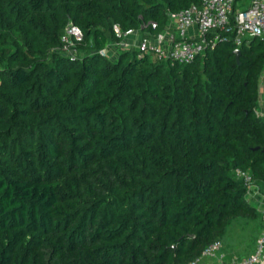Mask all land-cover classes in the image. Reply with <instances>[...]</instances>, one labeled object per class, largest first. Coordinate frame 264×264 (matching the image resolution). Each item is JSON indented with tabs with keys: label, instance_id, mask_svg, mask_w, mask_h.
<instances>
[{
	"label": "trees",
	"instance_id": "1",
	"mask_svg": "<svg viewBox=\"0 0 264 264\" xmlns=\"http://www.w3.org/2000/svg\"><path fill=\"white\" fill-rule=\"evenodd\" d=\"M200 1L0 0V264H189L233 221L262 227L234 171L264 193V40L237 46L233 15L190 64L100 55Z\"/></svg>",
	"mask_w": 264,
	"mask_h": 264
},
{
	"label": "built area",
	"instance_id": "2",
	"mask_svg": "<svg viewBox=\"0 0 264 264\" xmlns=\"http://www.w3.org/2000/svg\"><path fill=\"white\" fill-rule=\"evenodd\" d=\"M245 3L246 5L242 6ZM233 15L236 22L237 46L250 38L258 37L264 40V0H201L180 13H168L169 25L164 33L145 39L140 37L135 45L125 41V38L134 35L135 31L124 34L119 26H115L117 38L123 40L100 51V55L111 58L113 52L135 49L141 54L153 53L159 60L190 64L203 55L208 47H213L214 43L219 41L220 32L229 31ZM149 25L153 29L157 28L154 22ZM61 41L62 46L56 51L75 59L79 56L78 46L84 41V34L79 27L70 23ZM256 114L264 119L262 107L258 108ZM234 176L244 182L246 200L261 214L263 227L253 253L242 259L223 260L221 256L219 264H264V193L251 173L237 169ZM222 246L221 241L215 242L204 252L202 259L216 257L222 251ZM202 259L189 264H200Z\"/></svg>",
	"mask_w": 264,
	"mask_h": 264
},
{
	"label": "rangeland",
	"instance_id": "3",
	"mask_svg": "<svg viewBox=\"0 0 264 264\" xmlns=\"http://www.w3.org/2000/svg\"><path fill=\"white\" fill-rule=\"evenodd\" d=\"M119 52L110 53L111 58L116 59ZM262 94L264 98V73L261 77ZM261 106V104H260ZM262 107V106H261ZM260 221H248L246 219H238L231 223L228 233L222 241V251L216 257H205L200 264H219L220 257L224 259H242L248 256L250 252L256 249V239L260 235ZM251 254V253H250Z\"/></svg>",
	"mask_w": 264,
	"mask_h": 264
},
{
	"label": "crops",
	"instance_id": "4",
	"mask_svg": "<svg viewBox=\"0 0 264 264\" xmlns=\"http://www.w3.org/2000/svg\"><path fill=\"white\" fill-rule=\"evenodd\" d=\"M141 34L139 33V32H136L134 35H132V36H129V37H127V38H125V41L128 43V44H130V45H135L137 42H138V40L140 39V36ZM262 87H261V94H262ZM261 106H262V108L264 109V98L263 97H261ZM260 106V107H261ZM262 224H263V222H262ZM262 227H263V225H262ZM262 227H261V229H260V232H259V234L261 233V231H262ZM254 252V251H253ZM253 252H250V253H253ZM249 253V254H250ZM248 254V255H249Z\"/></svg>",
	"mask_w": 264,
	"mask_h": 264
},
{
	"label": "water",
	"instance_id": "5",
	"mask_svg": "<svg viewBox=\"0 0 264 264\" xmlns=\"http://www.w3.org/2000/svg\"><path fill=\"white\" fill-rule=\"evenodd\" d=\"M240 54H241V53H240V50L237 49V50L235 51V56H236V60H237L238 65H241Z\"/></svg>",
	"mask_w": 264,
	"mask_h": 264
}]
</instances>
